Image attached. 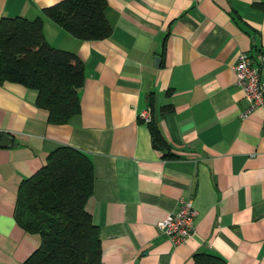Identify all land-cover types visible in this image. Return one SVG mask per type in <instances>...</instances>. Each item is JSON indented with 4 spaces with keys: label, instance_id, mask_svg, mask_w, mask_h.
Segmentation results:
<instances>
[{
    "label": "crops",
    "instance_id": "0c3cea01",
    "mask_svg": "<svg viewBox=\"0 0 264 264\" xmlns=\"http://www.w3.org/2000/svg\"><path fill=\"white\" fill-rule=\"evenodd\" d=\"M59 1L0 0V18L41 16L47 42L84 65L79 112L61 124L48 122L34 89L0 82V264H22L39 245L16 219L17 191L59 146L93 164L86 209L103 264H192L199 252L264 264V107L244 115L232 69L242 51L264 54V0H107L112 32L100 40L47 18ZM147 108L179 157L154 147ZM185 198L197 215L174 243L157 222Z\"/></svg>",
    "mask_w": 264,
    "mask_h": 264
},
{
    "label": "trees",
    "instance_id": "16d2710c",
    "mask_svg": "<svg viewBox=\"0 0 264 264\" xmlns=\"http://www.w3.org/2000/svg\"><path fill=\"white\" fill-rule=\"evenodd\" d=\"M107 0H61L44 15L78 40L111 35ZM21 84L36 91V105L51 124L67 122L79 112L78 89L84 65L76 53L51 46L38 16L0 18V82ZM149 104L153 106L150 98ZM147 126L162 157H179L151 119ZM93 164L81 151L59 146L43 166L18 187L15 216L27 231L37 233L39 245L22 264H103L99 229L86 203L93 192ZM192 264H227L199 252Z\"/></svg>",
    "mask_w": 264,
    "mask_h": 264
},
{
    "label": "built area",
    "instance_id": "2783aa9c",
    "mask_svg": "<svg viewBox=\"0 0 264 264\" xmlns=\"http://www.w3.org/2000/svg\"><path fill=\"white\" fill-rule=\"evenodd\" d=\"M264 54H258L256 61L246 51L238 53L232 69L235 83L241 89L249 103L244 115H248L256 107H264V79L261 76V64ZM144 122L150 121L149 108L140 113ZM197 210L191 198L181 199L178 208L166 218L157 222V227L174 243L186 240L192 233Z\"/></svg>",
    "mask_w": 264,
    "mask_h": 264
},
{
    "label": "water",
    "instance_id": "95a60500",
    "mask_svg": "<svg viewBox=\"0 0 264 264\" xmlns=\"http://www.w3.org/2000/svg\"><path fill=\"white\" fill-rule=\"evenodd\" d=\"M159 60V58L158 57H156L155 58V61L157 62ZM154 147H156L157 148V146L156 145H154Z\"/></svg>",
    "mask_w": 264,
    "mask_h": 264
}]
</instances>
